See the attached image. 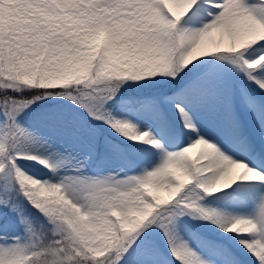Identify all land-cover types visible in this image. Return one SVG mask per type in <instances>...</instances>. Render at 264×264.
Returning a JSON list of instances; mask_svg holds the SVG:
<instances>
[{
    "label": "snow or ice",
    "instance_id": "snow-or-ice-1",
    "mask_svg": "<svg viewBox=\"0 0 264 264\" xmlns=\"http://www.w3.org/2000/svg\"><path fill=\"white\" fill-rule=\"evenodd\" d=\"M0 264H264V0H0Z\"/></svg>",
    "mask_w": 264,
    "mask_h": 264
}]
</instances>
